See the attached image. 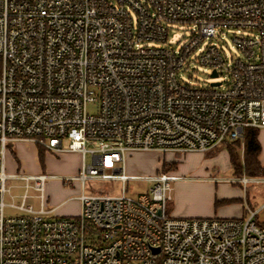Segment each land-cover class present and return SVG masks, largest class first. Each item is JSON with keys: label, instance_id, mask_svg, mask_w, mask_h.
<instances>
[{"label": "built area", "instance_id": "built-area-1", "mask_svg": "<svg viewBox=\"0 0 264 264\" xmlns=\"http://www.w3.org/2000/svg\"><path fill=\"white\" fill-rule=\"evenodd\" d=\"M184 24L189 37L171 43ZM194 63L212 82L186 79ZM247 129H264V0H0V264H264V203L244 217H174L172 172L140 178L149 188L135 197L126 187L129 152L243 147ZM18 142L80 155L64 179L81 183L79 215L46 207L56 175L7 171ZM10 179L24 182L20 205L6 203ZM87 181L122 192L86 193ZM227 181L246 191L264 175Z\"/></svg>", "mask_w": 264, "mask_h": 264}, {"label": "rangeland", "instance_id": "rangeland-1", "mask_svg": "<svg viewBox=\"0 0 264 264\" xmlns=\"http://www.w3.org/2000/svg\"><path fill=\"white\" fill-rule=\"evenodd\" d=\"M191 29L187 24L178 25L170 33V42L175 44L185 40L189 37ZM192 67H197L198 69L191 71L192 76L187 75V80L196 84L212 82L209 69L200 65L197 66L195 63L191 66V70ZM89 109L92 112L96 111L95 106H90ZM258 138L262 146L259 161L264 168V129L259 131ZM231 148L243 161L242 144L236 143ZM39 149L43 150L44 155L42 157L39 156ZM6 160L8 172L17 173L18 175H36L39 173L56 175V177L49 178L46 182V207H55L56 209L53 214L58 216H74L80 214L81 203L77 199V196L83 191L81 183L79 181L67 183L64 179H70L72 176L78 174L81 166V157H76L69 152L55 155L44 148L35 146L33 143L18 142L8 143ZM87 161L90 162V156L87 157ZM160 169L170 171L179 177V179L186 178V181L189 180L196 185L204 186L206 189L209 184H213L216 197L221 199V204L217 208L226 215L224 217H230L233 214L240 216L239 203H246V199H248L252 208H259L264 203V184L250 183L245 191L241 185L227 181V179L233 178L237 174L235 168L230 163L226 144L219 145L207 152L165 154L156 151L129 152L126 155V173L134 176V178L130 179L126 184L127 194L135 197L138 194L146 192L149 185L140 178L156 174ZM259 175H264V173H259ZM23 184L24 182L19 179H10L8 181V187H10V193L6 195V203L8 205L21 204V197L25 193ZM121 189L122 183L117 181H87L85 192H100L116 195L122 192ZM29 194L31 196L27 199L26 205H31L34 209H39L40 201L35 197L34 191H30ZM242 199L243 201H241ZM216 202L220 201L216 200ZM171 204L172 199L169 203V210ZM5 214L7 216H14L21 214V211L7 206ZM259 220H264V210L260 212Z\"/></svg>", "mask_w": 264, "mask_h": 264}, {"label": "crops", "instance_id": "crops-1", "mask_svg": "<svg viewBox=\"0 0 264 264\" xmlns=\"http://www.w3.org/2000/svg\"><path fill=\"white\" fill-rule=\"evenodd\" d=\"M72 154L76 157L78 156L80 157L78 153H72ZM9 173H13V172H9ZM175 182H176L175 185H173V192L175 193L174 195H172V204L170 207V213L172 216L174 217H224L226 216L221 212L220 209L217 208L221 204V199H218L216 197V194L214 191L215 188L213 187V184L212 185L209 184L207 186L208 188L206 189L204 186L196 185L195 183L189 180L186 181V178L178 179ZM235 184H239V183H235ZM216 200L220 201L218 202L219 205H216ZM241 201H243V199ZM239 206H240V210H239L240 216L233 214V215H230V217H244L247 215V207L252 208L248 199H246V203L244 202L239 203ZM80 207H81V204H80ZM80 213H81V210H80ZM77 215H74V216H77ZM74 216H71V217H74Z\"/></svg>", "mask_w": 264, "mask_h": 264}, {"label": "trees", "instance_id": "trees-1", "mask_svg": "<svg viewBox=\"0 0 264 264\" xmlns=\"http://www.w3.org/2000/svg\"><path fill=\"white\" fill-rule=\"evenodd\" d=\"M258 137V129H247L245 139L243 141V161L240 159V156L231 148L232 145H235L236 143L242 144V142L236 141L226 143L230 163L235 168L237 176H240L244 173L251 176H257L259 173H264V168L261 166L259 161L262 146ZM43 155V150L39 149V156L42 157ZM217 204L218 202H216V205ZM262 225H264V223H262Z\"/></svg>", "mask_w": 264, "mask_h": 264}, {"label": "water", "instance_id": "water-1", "mask_svg": "<svg viewBox=\"0 0 264 264\" xmlns=\"http://www.w3.org/2000/svg\"><path fill=\"white\" fill-rule=\"evenodd\" d=\"M213 76H217L216 73H214Z\"/></svg>", "mask_w": 264, "mask_h": 264}]
</instances>
